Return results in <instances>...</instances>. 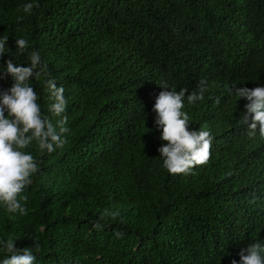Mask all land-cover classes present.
Listing matches in <instances>:
<instances>
[{"label":"trees","instance_id":"obj_1","mask_svg":"<svg viewBox=\"0 0 264 264\" xmlns=\"http://www.w3.org/2000/svg\"><path fill=\"white\" fill-rule=\"evenodd\" d=\"M5 36L0 71L36 50L65 89L70 131L51 154L25 149L39 164L21 193L27 215L0 205V240H38L35 264H231L264 243V138L259 126L248 137V101L228 91L264 86V0H0ZM44 79L30 83L55 125ZM202 79L204 99L188 104ZM171 89H187L189 130L213 136L208 163L190 175L169 174L158 152L167 142L152 109ZM105 209L120 216L98 231Z\"/></svg>","mask_w":264,"mask_h":264},{"label":"clouds","instance_id":"obj_2","mask_svg":"<svg viewBox=\"0 0 264 264\" xmlns=\"http://www.w3.org/2000/svg\"><path fill=\"white\" fill-rule=\"evenodd\" d=\"M34 5L27 3L22 6V11L31 14ZM8 37L0 38V57L8 53ZM28 41L24 38L15 40V51L23 55L28 49ZM27 66L14 63L13 59L5 61L0 71V79L12 78V85L7 89H0V205H3L8 214L27 215V209L21 201H26V196L21 193L32 184V177L39 171L36 158L26 152L35 142L41 154H51L57 148H62L66 143L65 134L70 130L66 127L68 117L64 115L67 100L64 87L57 86L55 78L51 77L48 65L44 63L36 50L28 54ZM44 76L43 85L49 94V111L60 119L54 125L51 120L42 114L37 103L38 95L31 86V78L39 81ZM161 85L168 89L167 84ZM208 90V82L202 79L198 90L186 96L190 105L204 99ZM236 97L245 98L247 110L242 116V123L248 127L247 135L254 138L258 133L264 138V86L249 89L247 87H233ZM187 89L176 91L164 90L156 97L153 111L155 112V125L161 129L160 139L167 143L158 148L163 158V167L171 175L193 174V169L208 163L211 157L213 136L208 130H189V115L182 111L184 108ZM251 114V123H249ZM120 216L118 210L105 209L101 219L93 227L98 231L105 225L101 222L107 218L116 221ZM123 231L115 232L119 239ZM17 239L9 236L0 240V251L4 258L0 264H35V253L40 251L38 240L33 241L31 247H17ZM239 261L231 260V264H264V243L254 241L247 247L241 248L237 253Z\"/></svg>","mask_w":264,"mask_h":264}]
</instances>
